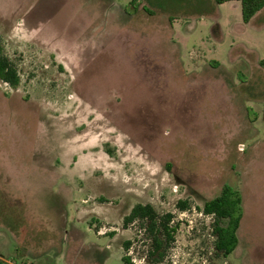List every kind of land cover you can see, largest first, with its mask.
I'll return each mask as SVG.
<instances>
[{"label":"rangeland","instance_id":"rangeland-1","mask_svg":"<svg viewBox=\"0 0 264 264\" xmlns=\"http://www.w3.org/2000/svg\"><path fill=\"white\" fill-rule=\"evenodd\" d=\"M134 2L0 0L20 75L0 81V264H151L136 202L174 214L159 264H264V7ZM224 182L244 208L226 256L197 208Z\"/></svg>","mask_w":264,"mask_h":264},{"label":"trees","instance_id":"trees-1","mask_svg":"<svg viewBox=\"0 0 264 264\" xmlns=\"http://www.w3.org/2000/svg\"><path fill=\"white\" fill-rule=\"evenodd\" d=\"M135 0H130L135 4ZM222 2L225 0H215ZM241 3V15L244 22H248L262 7L264 0H239ZM135 6V5H134ZM142 8L151 11L145 4ZM59 68L62 66L59 64ZM0 81L7 83L11 87L18 86L20 75L14 60L9 58L4 50V41L0 35ZM104 150L113 155V149L108 143H103ZM176 206L181 210L190 209L188 199L180 198L176 201ZM205 214L213 217L212 232L214 234L213 245L217 251L224 256L231 253L237 243V230L243 216V197L241 191L228 182H224L218 194L204 201L202 207L197 206ZM174 214L170 211L159 213L154 206L149 203L136 202L130 211L123 216L122 223L126 227L131 222H137L138 230L143 231L147 240V252L145 256L151 264H159L174 241L176 224H173ZM132 240L126 238L122 241L123 251L128 250ZM130 251V250H129ZM124 264H131V256L122 254Z\"/></svg>","mask_w":264,"mask_h":264},{"label":"built area","instance_id":"built-area-1","mask_svg":"<svg viewBox=\"0 0 264 264\" xmlns=\"http://www.w3.org/2000/svg\"><path fill=\"white\" fill-rule=\"evenodd\" d=\"M131 260H133V258L131 257Z\"/></svg>","mask_w":264,"mask_h":264},{"label":"crops","instance_id":"crops-1","mask_svg":"<svg viewBox=\"0 0 264 264\" xmlns=\"http://www.w3.org/2000/svg\"><path fill=\"white\" fill-rule=\"evenodd\" d=\"M143 203H146V202H143ZM150 203V202H149Z\"/></svg>","mask_w":264,"mask_h":264}]
</instances>
